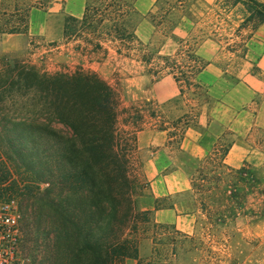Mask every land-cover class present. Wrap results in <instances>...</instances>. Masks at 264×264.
Listing matches in <instances>:
<instances>
[{
    "label": "trees",
    "instance_id": "1",
    "mask_svg": "<svg viewBox=\"0 0 264 264\" xmlns=\"http://www.w3.org/2000/svg\"><path fill=\"white\" fill-rule=\"evenodd\" d=\"M52 3L13 0L0 8V34L25 33L30 11H46ZM218 4L240 5L246 15L239 27L249 33L264 22L263 2L218 0ZM185 5V0H154L148 16L153 31L164 30H159L163 38L159 45L143 44L137 38L134 0H84L79 18L64 19L61 38L88 61L100 63L112 56L135 61L152 79L170 76L179 96L185 89L192 90L196 96L192 100H197L204 95L197 76L207 62L195 54V46L210 34L201 29L188 42L172 33L171 17ZM167 41L178 45L161 55ZM236 46L244 52L243 40ZM118 88V82L113 86L81 65L48 72L15 58L2 66L0 199L18 197L23 239H30L35 223L37 231H43L30 252L33 258L26 254L29 264H120L125 258H138L139 223L148 220L147 212L135 211L132 201L137 184L134 133L149 124L167 131L169 143L177 145L195 111L188 103L185 112L167 119L166 110L150 99L120 108ZM229 146H213L203 163L223 168ZM201 181L207 182L205 175Z\"/></svg>",
    "mask_w": 264,
    "mask_h": 264
},
{
    "label": "crops",
    "instance_id": "2",
    "mask_svg": "<svg viewBox=\"0 0 264 264\" xmlns=\"http://www.w3.org/2000/svg\"><path fill=\"white\" fill-rule=\"evenodd\" d=\"M41 11H30L25 33L9 35H42L44 27L40 23L32 30L35 24L33 19L36 16L40 18ZM82 11L83 6L82 10L76 7L70 15L79 18ZM219 50L221 49L213 34L205 36L195 46V54L207 62L197 76L198 82L203 86L204 95L189 102L194 108L195 117L184 130L177 145L169 143L167 131L151 128L149 124H143L141 129L134 133L133 151L136 156L139 153L138 157H135L136 163H133L135 174L138 181L142 179L146 183V187L136 192L132 201L135 211L147 212L148 221L139 223L138 258H125L120 264H156L157 261L159 264H191L186 257L190 250L183 249L184 244L187 242L195 246L206 236L212 238L209 229L215 222L211 219L208 211L210 209L197 198L199 195L202 198L210 193L211 188L202 190L199 184L195 187L197 178L193 177L187 165L203 163L207 152L211 151L218 141L226 140L230 143L221 163L226 171L235 173L245 164L258 167L264 162V22L249 33L242 55L239 57L232 54L223 70L217 68L214 63ZM233 57L235 58L232 59ZM110 58L112 56L100 63L89 62L102 64ZM165 77H169L174 83L169 85L166 94L158 96L157 99L163 102L149 97L124 102L121 98L120 83L117 81L120 108H129L139 100L150 99L167 110L165 103L169 98L177 94L179 96V90L170 76ZM184 107L186 108H179V114L167 116V119L181 115L187 109L186 105ZM200 184L202 186L204 182L201 181ZM218 221V224L225 222L220 219ZM235 221L237 223V217ZM158 228L173 231L174 237L170 244L158 241ZM201 229L204 233L200 240L198 234ZM216 262L209 256L206 264H218Z\"/></svg>",
    "mask_w": 264,
    "mask_h": 264
},
{
    "label": "rangeland",
    "instance_id": "3",
    "mask_svg": "<svg viewBox=\"0 0 264 264\" xmlns=\"http://www.w3.org/2000/svg\"><path fill=\"white\" fill-rule=\"evenodd\" d=\"M12 1L0 0V8L11 5ZM185 1V7L171 17L172 33L188 42L192 41L193 36L199 35L201 29H205L210 35L213 34L221 49L214 63L217 68L223 70L229 63L228 59H231L232 54L239 57L242 55V49L236 45L240 44L242 40L245 42L249 35L248 29L239 27L246 13L242 12L240 5L226 8V5L218 4V0ZM257 1L264 3V0ZM153 2L154 0H134L135 34L143 44L150 43V46L159 45V42L163 40L159 35V30L160 33L164 31L163 28H156L153 31L154 27L148 16ZM82 6L83 0H69L68 2L53 0L49 9L41 11L40 18L36 16L33 19L35 24L32 26V30L40 23L44 27L42 35L0 34V70L4 63H11L15 58L36 64L48 72L61 70L63 65L69 66L71 69L81 65L83 68L97 71L112 85L119 81L121 98L124 102L144 97L163 102L157 98L166 94L169 85H173L174 82L169 77L152 79L135 61L126 59L110 58L102 64L89 62L86 59L81 60L69 49L72 44L63 43L61 31L64 19L71 16L70 12H74L76 7L82 10ZM177 45L174 41H167L165 45L161 46L160 54L174 51ZM194 98L196 96L192 90L187 89L184 90L183 97H179L177 94L169 98V101L165 103L166 111H168L167 116L172 117L179 114V108L185 109L184 105ZM226 143V140H221L215 145L220 146ZM138 155L139 153L136 156L133 151V163H136L137 158L135 157ZM186 162L191 163L190 161ZM187 166L193 177L197 178L195 187L199 184L202 190L211 188L210 193L208 192L202 198L199 195L197 198L199 201L201 200V203L207 205L206 207L210 209L208 211L211 214V219L215 222V225L209 229L212 238L206 236L204 240H201L204 233L201 229L198 237L203 242H197L195 246L187 242L184 244L183 249L190 250L189 255H186L187 261L191 264H206L210 256L218 264H264V162L258 167L245 164L235 173L220 168L217 163L188 164ZM202 166L203 168H200ZM133 169L134 176L136 171L134 164ZM28 174L33 177V174ZM204 175L207 182L201 186V176ZM44 187L45 185H39L40 189ZM145 187L146 183L142 179L139 181L137 179L135 193ZM10 200H13L15 204L20 202L17 196ZM219 219L225 220V222L218 224ZM33 226L29 240L23 239V233H21L16 264H29L26 254L33 258L30 252L36 249V245L44 236L43 231H37L36 223ZM157 234L158 241L165 244H170L174 237L173 231L168 228H158ZM211 240L213 242H210ZM217 240L220 241L217 242ZM168 248L170 250V247ZM37 259L38 256L34 262ZM156 264L159 262L157 261Z\"/></svg>",
    "mask_w": 264,
    "mask_h": 264
},
{
    "label": "built area",
    "instance_id": "4",
    "mask_svg": "<svg viewBox=\"0 0 264 264\" xmlns=\"http://www.w3.org/2000/svg\"><path fill=\"white\" fill-rule=\"evenodd\" d=\"M18 217L14 201L0 199V264H16L20 237Z\"/></svg>",
    "mask_w": 264,
    "mask_h": 264
}]
</instances>
